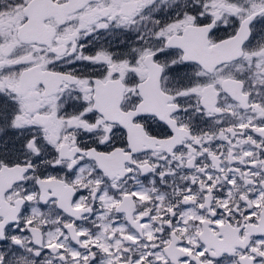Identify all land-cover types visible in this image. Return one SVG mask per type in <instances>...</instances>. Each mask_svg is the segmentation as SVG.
<instances>
[{"label": "snow or ice", "instance_id": "6c2138e0", "mask_svg": "<svg viewBox=\"0 0 264 264\" xmlns=\"http://www.w3.org/2000/svg\"><path fill=\"white\" fill-rule=\"evenodd\" d=\"M0 264H264V0H0Z\"/></svg>", "mask_w": 264, "mask_h": 264}]
</instances>
